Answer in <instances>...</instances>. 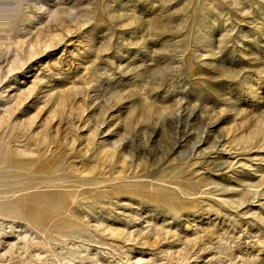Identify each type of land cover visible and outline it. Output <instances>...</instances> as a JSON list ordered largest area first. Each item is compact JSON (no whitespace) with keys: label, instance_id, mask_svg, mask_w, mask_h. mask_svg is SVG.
I'll list each match as a JSON object with an SVG mask.
<instances>
[{"label":"rangeland","instance_id":"obj_1","mask_svg":"<svg viewBox=\"0 0 264 264\" xmlns=\"http://www.w3.org/2000/svg\"><path fill=\"white\" fill-rule=\"evenodd\" d=\"M0 264H264V0H0Z\"/></svg>","mask_w":264,"mask_h":264}]
</instances>
